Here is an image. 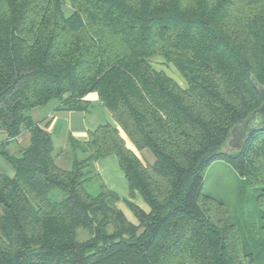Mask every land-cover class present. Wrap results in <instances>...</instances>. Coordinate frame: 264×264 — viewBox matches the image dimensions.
Instances as JSON below:
<instances>
[{
    "label": "trees",
    "instance_id": "1",
    "mask_svg": "<svg viewBox=\"0 0 264 264\" xmlns=\"http://www.w3.org/2000/svg\"><path fill=\"white\" fill-rule=\"evenodd\" d=\"M158 56L186 88L153 67ZM252 77L264 84V0H0V154L14 169L0 172V264H264V131L228 147L262 103ZM90 93L116 124L70 136L62 167L30 113L52 99L87 110ZM25 128L29 146L11 153ZM112 154L150 208L127 201L138 224L96 171ZM217 160L256 192L246 237L204 192Z\"/></svg>",
    "mask_w": 264,
    "mask_h": 264
},
{
    "label": "crops",
    "instance_id": "2",
    "mask_svg": "<svg viewBox=\"0 0 264 264\" xmlns=\"http://www.w3.org/2000/svg\"><path fill=\"white\" fill-rule=\"evenodd\" d=\"M184 86V85H182ZM184 86L182 88H186ZM88 101V109L83 111H68L58 110L60 101L57 99L50 100L42 107L36 108L31 111L30 115L33 121L39 123L43 128L48 130L52 134L55 154L57 155V162L64 161L65 165L59 164L62 167L67 168L68 164L61 155L63 152H68V139L70 136L80 141H86L88 139V132L94 130L101 124L113 123L114 121L109 110L103 105L97 93H90L86 96ZM29 131L25 128L20 135L7 145L8 151L11 153H19L22 149L29 146L30 135ZM122 136L126 140V145L136 152L140 157L141 154H146L152 160L151 153L147 150L143 153L138 152L130 139L122 132ZM4 141V136L0 134V145ZM0 159V172H9V167L5 166ZM96 171L100 174L103 182L112 191L116 192L120 196L118 207L125 213L126 217L134 224H138V220L134 213L131 212L127 201H132L141 207L144 211L149 212L150 208L148 204L141 198L139 193H135V196L131 198L130 188L125 173L120 167L118 157L115 154L108 155L98 161H96Z\"/></svg>",
    "mask_w": 264,
    "mask_h": 264
},
{
    "label": "rangeland",
    "instance_id": "3",
    "mask_svg": "<svg viewBox=\"0 0 264 264\" xmlns=\"http://www.w3.org/2000/svg\"><path fill=\"white\" fill-rule=\"evenodd\" d=\"M150 61L154 68L165 71L181 87L187 86L186 80L179 73L177 68L171 63H165L163 57H154ZM152 156L153 155H151V157ZM140 158L150 162V158L144 153L141 154ZM0 159L7 168L9 167V172L3 173L12 177L14 175L12 165L8 163L1 154ZM152 160H154V157H152ZM59 162L62 165H65L64 161ZM98 185L99 183L97 181H93L85 187H87V190L90 193L98 194ZM203 188L205 193L223 201L227 205L230 211L231 220L236 221L242 226L245 237L258 229L259 215L254 207L256 192L246 190L242 187L241 178L228 162L217 160L210 165L205 172ZM78 234L81 239H86L88 237V233L83 229H80Z\"/></svg>",
    "mask_w": 264,
    "mask_h": 264
},
{
    "label": "water",
    "instance_id": "4",
    "mask_svg": "<svg viewBox=\"0 0 264 264\" xmlns=\"http://www.w3.org/2000/svg\"><path fill=\"white\" fill-rule=\"evenodd\" d=\"M251 80L260 93L262 103L232 129L231 138L228 142V147L231 149L241 148L253 133L264 131V84L259 83L254 77Z\"/></svg>",
    "mask_w": 264,
    "mask_h": 264
}]
</instances>
